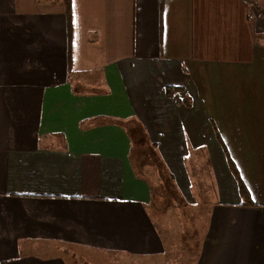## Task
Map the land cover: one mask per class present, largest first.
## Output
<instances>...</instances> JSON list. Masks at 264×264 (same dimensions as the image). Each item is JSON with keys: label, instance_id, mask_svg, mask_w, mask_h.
<instances>
[{"label": "crops", "instance_id": "0c3cea01", "mask_svg": "<svg viewBox=\"0 0 264 264\" xmlns=\"http://www.w3.org/2000/svg\"><path fill=\"white\" fill-rule=\"evenodd\" d=\"M254 1L71 0L68 18L63 0H0V264H67L72 248L264 264ZM145 156L199 228L186 255L153 213Z\"/></svg>", "mask_w": 264, "mask_h": 264}, {"label": "rangeland", "instance_id": "374dc122", "mask_svg": "<svg viewBox=\"0 0 264 264\" xmlns=\"http://www.w3.org/2000/svg\"><path fill=\"white\" fill-rule=\"evenodd\" d=\"M256 6H259L260 9H264V0H255ZM258 43L263 44L264 35H259L257 37ZM143 144V143H142ZM141 143L137 146L134 151L136 154L140 155L143 158V153L146 150L141 147ZM152 145V144H151ZM150 149L153 150V154H155V150L157 151V147L152 145ZM145 155V153H144ZM150 159L148 156H145L144 160L141 162L142 168L140 170L144 173L145 176L150 179L157 189L156 194V202L153 208V213L156 218L159 219L160 225L162 228V233L164 234V238H166L169 243L174 245L172 253L179 252V255H186V251L190 248L195 247L197 243H194L195 240L192 241L194 237L196 239L198 233L196 230L199 228H189L184 227L186 225H182L183 222L179 221V212L185 214V210L182 208L183 204L181 201L183 199L173 192L172 184L168 180L165 175L164 179L158 177V174H150L151 172H145V167ZM170 182V185L168 184ZM179 206V207H178ZM200 234V233H199ZM197 240V239H196ZM199 240V239H198ZM190 241V242H189ZM64 257L67 264H134L132 260L124 259L120 255L113 254H97V253H88L81 249H69L67 252L64 251Z\"/></svg>", "mask_w": 264, "mask_h": 264}, {"label": "trees", "instance_id": "16d2710c", "mask_svg": "<svg viewBox=\"0 0 264 264\" xmlns=\"http://www.w3.org/2000/svg\"><path fill=\"white\" fill-rule=\"evenodd\" d=\"M63 2H64V5L66 6L68 18H69L71 16V0H63ZM235 174H236V176H238V173L236 171H235ZM239 183H240V188L243 192L245 187L243 186L240 179H239ZM244 196L247 197L248 195H244Z\"/></svg>", "mask_w": 264, "mask_h": 264}]
</instances>
